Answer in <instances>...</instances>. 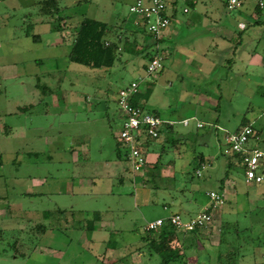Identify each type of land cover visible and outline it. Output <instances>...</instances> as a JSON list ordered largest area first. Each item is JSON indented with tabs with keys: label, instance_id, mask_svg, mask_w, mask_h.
<instances>
[{
	"label": "rangeland",
	"instance_id": "1",
	"mask_svg": "<svg viewBox=\"0 0 264 264\" xmlns=\"http://www.w3.org/2000/svg\"><path fill=\"white\" fill-rule=\"evenodd\" d=\"M40 1L0 0V264H157L147 250H138L146 222L181 213L185 201L198 212L202 202L211 203L207 192L220 190L226 172L234 187L214 210L213 222L198 228L200 236L187 237L185 246L193 248L184 264L196 261L198 247L219 242L222 223H231L224 236L234 241L222 251L240 253L236 264H264V182L246 183L243 169L225 154V132L246 125L259 130L264 145V67H233L226 61L233 55L227 49L216 55L213 45L216 69L201 71L197 50L206 32L198 23L181 26L194 13L191 7L184 12L181 0L174 23L179 36L170 37L167 30L158 38L163 43L136 24L130 10L135 0H59L60 30L54 16L40 13ZM212 1L219 5L215 34L230 45L244 40L245 50L262 53L264 41L259 45L254 33L246 35L259 30L264 40V23L241 29L254 21L252 10L264 19V0H243L241 10ZM209 4L199 2L200 12L211 14ZM85 17L114 25L107 36L121 46L114 66L92 68L69 60L76 26ZM239 20L245 21L241 29ZM126 39L146 51H126ZM155 54L163 68L145 76L148 57ZM244 70L247 79L246 73L239 75ZM141 76L135 103L174 123L175 132L167 137H182L172 144L163 136L155 153L149 152L151 159L159 154L175 165L173 176L162 179L177 188L165 212L160 181L146 177L147 167L133 174L117 137L123 122L118 91ZM203 156L211 166L198 176ZM142 186L151 190L149 203Z\"/></svg>",
	"mask_w": 264,
	"mask_h": 264
},
{
	"label": "built area",
	"instance_id": "2",
	"mask_svg": "<svg viewBox=\"0 0 264 264\" xmlns=\"http://www.w3.org/2000/svg\"><path fill=\"white\" fill-rule=\"evenodd\" d=\"M178 1L135 0L130 6V10L138 17L136 24H140L153 37L160 38L172 22L171 9L176 6ZM225 3L229 10H235L242 6L243 0H225ZM189 10L190 6L185 5L183 11L188 12ZM239 25L244 26L242 23ZM162 68V58L156 56L145 65V76L156 74ZM145 76L121 87L117 94V103L123 116L117 137L127 148L126 157L134 175L144 173L148 164L144 144L148 140L158 139L160 129L165 124V121L158 114L132 103V99L135 93L139 91ZM183 122L185 125L189 124L187 119ZM197 125L203 126L200 122ZM258 140L260 142L261 136L256 134L255 128L251 125H246L236 132H225L227 144L225 153L229 154L230 160H235L243 169L246 183L258 184L264 181V145L260 144ZM208 167L209 162L207 160L201 162L196 169V174L201 176ZM207 195L211 203L198 214L185 219L180 213H173L168 217L148 221L144 227L145 230H157L167 222L173 224L177 229L185 231L207 227L213 222L214 210L225 203V193L219 190H210Z\"/></svg>",
	"mask_w": 264,
	"mask_h": 264
},
{
	"label": "trees",
	"instance_id": "3",
	"mask_svg": "<svg viewBox=\"0 0 264 264\" xmlns=\"http://www.w3.org/2000/svg\"><path fill=\"white\" fill-rule=\"evenodd\" d=\"M188 2L192 4V1ZM40 4V13L43 15H51L52 17L54 16V22H57L55 27L56 29L60 30V20L62 19V17L59 16L57 19L55 17V14H58L60 10L59 0H41ZM256 8L258 9V12L261 13V6L257 5ZM62 23H64V21ZM263 23L264 19L257 20L253 22L252 25H259ZM113 28L114 25L108 22L100 21L90 17L83 18L76 26L75 39L72 42V47L69 53V60L72 62L84 64L86 66H90L92 68L114 66L116 61L119 60V50L121 46L119 41H115L107 37L112 32ZM144 31L146 30L144 29ZM147 33L149 36H151V38H153L152 34H150L149 32ZM158 41H162V39L159 40L158 38H155V42ZM155 42H151V44L147 43L144 48L147 49ZM124 44L125 50L132 54H139L146 51L145 49L137 50L134 43H129L127 39L125 40ZM156 56L157 54L149 55L148 58L149 60H151ZM132 103L134 105H140L135 103L134 97L132 99ZM173 127L174 123L170 124V122L166 123L165 121L164 126L160 129V135L157 140H161L163 136H165V142L171 141L172 144H175L177 141L181 140V138L179 137H173L170 139L169 137H167V135H165L168 133H173ZM255 130L256 134L261 136L259 130ZM150 143L151 140L146 141V143L144 144V148L146 149L148 144ZM259 143L262 144L261 140ZM227 156L230 157L229 154H227ZM1 161L2 160L0 155V163ZM204 161L206 160H201V162ZM231 164L232 163L229 162V165ZM155 169L157 170L156 167ZM227 178H229V173L226 172L223 179L221 180L219 191L224 190V182ZM230 224L231 223H222L221 226V235L219 242L220 248L219 252L217 251L216 253L218 255L219 264H236L238 258L240 257V253L233 252L232 249L228 248L226 251L221 250V246H223L224 244H227L228 246L234 245V241L232 239L227 240L224 236V229L229 227ZM198 230L199 229L193 231L180 230L170 222H167L157 230H145V233H143V235L141 236L143 245L141 247H138V250L141 252H143V250H147L149 256L156 257L157 264H184L186 263V258L188 257L187 247L185 246L187 237L191 240H193V238H197ZM234 230L238 229L235 227ZM243 255L244 254H242V256ZM109 264H113V262H110Z\"/></svg>",
	"mask_w": 264,
	"mask_h": 264
},
{
	"label": "crops",
	"instance_id": "4",
	"mask_svg": "<svg viewBox=\"0 0 264 264\" xmlns=\"http://www.w3.org/2000/svg\"><path fill=\"white\" fill-rule=\"evenodd\" d=\"M182 2H184L185 5H189L192 8V11H194V13L190 17V19L181 21V26H184L186 28L188 25H191V24H194V23H198V26L201 29V31L202 32L203 31L206 32V35H204L205 38H206L205 44H202L201 46H199V48L197 50L198 54L200 55V57L202 59L201 65H200L201 66V71H206V73H208V72H213L214 69H216V63H215L216 58H213V55L215 54V50L216 49H211V47L213 45L217 48L216 52L218 54H216V55H220L222 50H226V49H227L226 50L227 53L233 55L231 57L229 56L228 58H226V61L228 60V61L233 63V65H232L233 67L236 66V67L240 68V67L246 66V68H247V66H249V65L252 66L253 64L254 65H256V64L257 65H262L264 67V51H262L263 54L259 53L257 51H255V52L253 51V53L252 52L250 53L248 50H245L242 47V43L244 42V40L242 42L240 41L236 45H234V44L230 45V43H226L224 41L225 39L222 38L224 36H221V34H215V30L216 29H214V28L216 27V25L213 24V23H215V22H217V20H219V17L216 14L219 5L216 4L215 1H212V0H193L191 2L192 4H190L189 2H186V1H182ZM199 2H203V3L209 2L210 3L209 4L210 5L209 11L211 12V14H204L203 12H200ZM243 3H244V1H243ZM242 7H243V4H242V6L239 9L241 10ZM197 8H199V9H197ZM178 11H179V1L176 3V6L171 9L172 22H171L169 28L167 29V30H170V33H169L170 37H175V36L178 37L179 33H180L179 30H178V25L177 26L174 25V23L177 21V18H178ZM252 12H255V11H253V10L251 11V16L254 19L253 22L263 19L262 16H261V19H257L258 17H256V13H252ZM178 22H180V21H178ZM241 22H245V21L239 20L238 23H237L238 27H239V23H241ZM253 22H250V23L246 22V27L244 29H241L240 27L239 28L241 30H245V29H247L249 27V25H252ZM260 25H262V24H260ZM253 33H254L253 37L258 40L259 45H262V41H264L263 40V32L258 30V31L252 32V33H247L246 36L247 37H252ZM229 35H235V33L232 30H230L229 31ZM240 35L241 34L237 35L236 37L238 39L243 38ZM215 38H222L223 41H221V42L219 40L216 41V40H214ZM160 43H163V42L161 41ZM244 73H246V70L242 71V73L239 74V75L244 77V75H243ZM246 76H247V73L245 75V78L247 79ZM165 121H166V123L170 122V124H173V123H171L172 122L171 120L170 121L165 120ZM173 130L175 132V128L174 127H173ZM185 134H186V132H182L181 136L185 135ZM183 138H184V136H183ZM158 141H160V140L152 141L150 144H148L147 148L145 149V151L147 153V158H148L147 172H146L145 175H147L146 177H149V176L150 177H154L155 176L154 177L155 181H157V180L160 181V183H159L160 187H159L158 190L162 191V193L164 195H167V197L165 198V202H164V208L165 209H163V211L165 212V211H169L170 210V206L172 205V203L174 204L176 196H174L173 193H171L172 192L171 190H175L177 188H175L174 186H172L170 184L165 183L162 179L171 178L170 176H173L172 169L174 168L175 165L170 163L171 160H168V161L167 160L166 161L163 160L162 161V159H161L162 156L159 155V154H154L155 155V159H151L150 158L149 152H150V150L153 149V152L155 153L156 149L154 150V148H156V145H159V144H157ZM164 146L165 145L163 144L162 148H161L163 151L166 149ZM203 157L205 158V160H207V158H208L206 156H203ZM210 158H214V156H211ZM209 166H211V161L210 160H209ZM155 167L157 168V170L160 169L159 173H156ZM153 170H155V171H153ZM148 182L150 183L151 181L149 180ZM233 182L234 181L231 178H227L225 180V182H224V190H223V192L225 194L228 193L229 190L231 189V184L234 187ZM142 187H146V186H142ZM146 188H147V192H144L143 199L147 203H149L150 199L152 197L151 196V190L148 187H146ZM234 189H235V191L237 190L236 188H234ZM144 190H146V189H144ZM169 198H171L172 203L170 202ZM192 199H193V197L190 200H192ZM196 202H198V201H196ZM184 203H185L184 206H186V207H184V209H182L181 213L180 212L171 211L168 215L158 216V217H156L154 219H149L148 221L155 220V219L161 218V217H168V216H170L173 213H180L183 217H184V215H186L187 217H191V216L196 215V213L198 214L199 212H201L209 204L208 202L207 203H203L202 202V204H201L202 205V209L198 210V212H197L195 209H191L190 208V204L189 203H187L186 201ZM198 235L200 236L199 232L197 233V237H198ZM200 241L201 240L198 238L199 244H201ZM219 242H220V239H219ZM219 242L212 243V245H210V246L207 243L206 245H203L202 249H200V247H198V252L195 253V255H192V257L196 258V261H194L192 263H191V261H188L187 264H200V263L201 264H219L218 255L216 254L217 251L219 252V248H220ZM186 247H187V249H190V250H191V248H193L191 246H186ZM190 250H187V251H190ZM203 253H205V254H203ZM127 257H128V255H127ZM256 264H258V261H257Z\"/></svg>",
	"mask_w": 264,
	"mask_h": 264
}]
</instances>
